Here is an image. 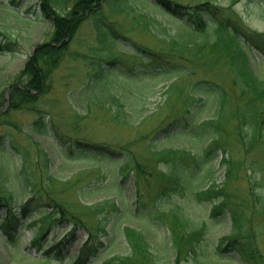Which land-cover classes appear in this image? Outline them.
<instances>
[{
  "label": "trees",
  "instance_id": "16d2710c",
  "mask_svg": "<svg viewBox=\"0 0 264 264\" xmlns=\"http://www.w3.org/2000/svg\"><path fill=\"white\" fill-rule=\"evenodd\" d=\"M29 1L0 0V8L25 21L42 23L50 36L29 55L18 82L0 85V108L9 103L8 109L0 111V126L4 127L0 132V230L6 238H16L22 228L32 231L31 243L42 251L36 257L47 262L55 259V255L65 256L64 249L79 230L85 229L88 239L70 264H88L98 248L89 245L91 240L101 241L108 234V227L115 230L123 227L122 232L131 245L130 252L115 255L102 264H151L155 259L150 244L151 232L157 229L153 219L149 218L147 237L145 232L129 224L120 226L118 216L122 212L130 214V210L117 200L90 203L82 200L77 192L70 195L82 177L75 179L58 173L47 146L53 140L62 144L58 146L64 160L75 157L100 166L111 165L117 178L155 175L159 183L167 188L170 185L175 192L185 193L193 201L211 200L214 216L229 208L232 229L221 237L219 249L237 251L247 264H264V253L254 246L255 220L264 216V191L254 181L246 189L247 197L241 198L242 187H239L243 173L251 177L263 164L262 160L250 157L257 153L264 157V72L260 73L253 62V55L258 53L264 62V31L252 28L236 10L240 0H229L222 7L218 5L220 8L211 0L196 4L144 0L179 24L180 34L173 32L163 19L142 11L137 3L142 0H35V10L27 4ZM118 14L128 16L129 33L113 19ZM87 19L95 27L99 45L121 43L146 63L137 65L138 70L133 72L134 84L124 86L112 85L108 80V63L112 59L100 55L99 61H92L99 69L93 73L91 86L77 97L92 96L96 105L105 107L115 121H127L126 114L132 110L127 111L126 105L135 107L131 98L134 89L136 111L147 112L149 87L142 83L140 75L152 80L167 79L184 71L195 72L187 61L212 68L214 73L217 69L223 70L237 94L230 92L221 81L218 83L216 77L201 78L188 88L176 81L165 84L162 99L164 110L168 111L164 116L161 108L156 113L163 123L167 122L163 128L170 124L162 139L165 145L149 149L144 156L130 147L115 148L66 135L38 102L49 89L55 68ZM11 43L7 36L0 39V54L12 50ZM86 53L75 50V56H84V59ZM21 110L33 111L34 116L25 124L12 117ZM151 160H155L154 164ZM220 167L223 172L218 176ZM100 177L80 185L78 192L98 189ZM119 185L124 190L125 186ZM237 195L240 198L232 199ZM2 208L6 215L2 214ZM173 209L168 221L170 232L178 242L201 235L203 229L192 228L184 206H173ZM146 213L152 216V209L146 207ZM92 218L95 230L91 226ZM58 229L61 231L58 241L44 248L46 237Z\"/></svg>",
  "mask_w": 264,
  "mask_h": 264
},
{
  "label": "rangeland",
  "instance_id": "374dc122",
  "mask_svg": "<svg viewBox=\"0 0 264 264\" xmlns=\"http://www.w3.org/2000/svg\"><path fill=\"white\" fill-rule=\"evenodd\" d=\"M179 1L196 4V2L201 0ZM211 1H215L217 7H222L229 0ZM137 3L142 11L144 10L163 19L170 25L173 32L180 34L179 24L174 23L166 14H163L159 9L152 7L151 4L144 0ZM27 4L32 5L31 10H35L33 7L35 0H30ZM236 10L241 13L252 28L264 31V0H240L236 5ZM113 19L118 20L122 29H126L129 33L128 16L118 14L113 16ZM134 35L137 36L136 32H134ZM6 36L12 42V50H6L0 54V85L16 81L23 70L25 61L36 50L37 44L48 40L50 37L49 30L42 23L25 21L22 17L0 8V39H4ZM76 49L86 51V59H84V56L82 58L75 56ZM100 55L102 58L112 59L113 61L108 63L110 67L108 80L112 85H114L113 83L124 86L134 84L133 72L138 70L137 65L144 66L146 64L121 43H108L106 46L99 45L93 23L90 19L84 22L75 39L70 43L69 49L64 53L59 65L55 68L49 89L41 96L38 102L42 111L48 112L56 125L66 135H71L74 138L108 144L115 148L130 147L136 153L144 156L149 149L165 145L162 139L165 137L164 133L168 132L170 124L163 128L167 122L163 123L160 117L156 115L160 108L163 111V116L168 111L167 109L164 110L166 106L163 105L162 99L165 84L176 81L181 86L188 88L189 84L201 78L210 79L216 77L217 79L215 80L218 83L221 81L230 92H233L234 95L237 94L223 70L217 69V72L214 73L212 68L207 69L203 65L197 66L194 62L187 61V65L190 68H194L195 72L184 71L178 73V75L168 76L169 78L167 79L157 77L152 80L146 75H140L142 83H147L149 87L148 95L146 96L148 100L146 105L148 107L147 112L143 114L136 111L134 89L131 98L134 99L135 107L131 109L130 105H126L127 111L132 110L129 114H126L127 121H115L105 107L102 108L96 105L92 96H86L85 94L81 96L82 98L77 97L78 93L82 95L84 88L91 86L93 73L99 69L97 65L96 67L92 65V61L94 59L99 61L100 58L97 59V57ZM260 57L263 56L259 53L257 56L253 55V62L260 73L263 74L264 62ZM13 114L14 116L12 117L23 124L33 117V111L30 110H21ZM160 129L162 131H159ZM3 130L4 127L0 126V132ZM50 141L47 142V146L54 158L58 173L64 177H82V180H78L77 187L73 189L74 191H71L70 195L74 196L77 192L82 200L90 203L104 201L105 199L117 200L122 207L126 206L130 210V214L122 212L118 216L120 226L130 224L143 230L147 237L150 228L148 221L149 218L150 220L153 219L157 229L154 233L151 232L152 236L150 237V244L152 242L153 246H151L155 255V259L151 260V264H247L246 261L241 259L237 251H231L230 249L223 251L216 246L219 238L232 229L229 208H226L227 210L223 209L219 215L214 216L211 213V209L214 206L211 200L193 201L185 193L175 192L170 185L167 188L165 184L159 183V179L155 175H150L146 178H138V175L137 177L130 175L127 178L124 176L123 178H117V173L114 176L111 171V165L100 166L94 162L75 157L71 158V160H64L59 154V146H62V144L53 140ZM151 142L155 143L150 145ZM146 145H148V149ZM191 146L192 148L196 147L194 143ZM100 155V153H97V157H100ZM250 158H258L259 161L262 160L263 164L257 168L256 174L252 173L251 177L243 173V177L239 180V187H242L241 198L247 197L246 189L254 181L258 184L257 187L264 191V157L257 153L256 155H251ZM154 161L151 160L150 163L154 164ZM222 172L223 169L220 167L217 175H222ZM98 176H102L98 181V189L89 188L81 193L78 192L80 185H87ZM221 179L222 177L218 181H221ZM119 183L125 186L124 190L120 188ZM205 187H207V184ZM155 194H159V196ZM240 196L237 195L232 197V199L236 200ZM20 202L21 200L18 203ZM173 206H184L189 216L190 225H192V228L194 226L202 228V234L191 237L185 242H178L170 232L169 226V221L172 217L170 214L174 210ZM146 207L152 209V216L147 215ZM245 208L244 206L243 212ZM1 212L6 215L5 208H2ZM93 220L92 218L91 226L95 230L96 225ZM255 221L257 225L254 231V246L256 249L258 248L259 252L264 253V216L258 217ZM108 228V234L102 236L101 241L97 242V240L93 239L89 243V245L98 248L96 254L90 256L88 264H102L112 259L115 255H124L130 252L131 245L122 232L123 227H118L116 230L113 227ZM188 229L190 230L191 228ZM60 235V229L56 230L55 233L49 234L45 239L44 248L56 243ZM32 236V231L22 228L16 238L9 239L0 230L1 264H70L77 258L81 246L88 239L86 230H79L77 237L64 249L65 256L55 255V259L44 262L36 258V256L41 255L42 251L37 250L32 245ZM182 236H185V234ZM178 246H181L182 249ZM178 249L181 250L178 251Z\"/></svg>",
  "mask_w": 264,
  "mask_h": 264
}]
</instances>
